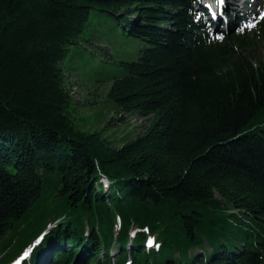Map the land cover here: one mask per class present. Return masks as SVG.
<instances>
[{
    "label": "trees",
    "instance_id": "16d2710c",
    "mask_svg": "<svg viewBox=\"0 0 264 264\" xmlns=\"http://www.w3.org/2000/svg\"><path fill=\"white\" fill-rule=\"evenodd\" d=\"M198 2L0 0V264H264V62ZM104 36L138 60L95 57ZM67 68L148 129L85 131Z\"/></svg>",
    "mask_w": 264,
    "mask_h": 264
},
{
    "label": "rangeland",
    "instance_id": "374dc122",
    "mask_svg": "<svg viewBox=\"0 0 264 264\" xmlns=\"http://www.w3.org/2000/svg\"><path fill=\"white\" fill-rule=\"evenodd\" d=\"M245 1L249 3L250 8L243 7L244 9H241L239 14L242 15L243 19L250 20L249 23L245 21L242 26L236 25L235 28H232V24H228L227 21L224 22V25L222 22L216 23L214 31L216 35L222 36L223 33H232L241 29V27L251 30L249 38L253 42H246L244 49H240L239 51L248 57L253 64L257 65L260 62H264V35L260 31L252 30L253 28L250 29V27L264 15V3L258 0ZM244 11H246L247 15ZM226 23L228 26H226ZM106 33L104 32L105 35ZM109 40V37L104 36L101 42L93 43L91 53L95 57H99L100 60H105L112 53L118 56L120 60L129 62L138 60L141 43L130 39L119 38L118 40H114L112 44ZM80 76L83 75L80 74ZM66 77H68L66 87L78 104V109L75 112L76 123L85 131H99L111 144L118 147V143L120 144L123 141L135 139L148 129L152 120L151 118H143L137 115H123L120 117L115 112L105 113L102 119L99 117L100 108L98 107L105 101L104 98L110 84H87L75 71L69 68L66 70ZM96 101H99V105L95 110L89 105H93ZM148 251L150 252L149 249ZM207 251L211 252V249L207 247ZM117 252L118 246H114L113 256H116ZM192 254L195 255L198 252L193 251Z\"/></svg>",
    "mask_w": 264,
    "mask_h": 264
},
{
    "label": "snow or ice",
    "instance_id": "6c2138e0",
    "mask_svg": "<svg viewBox=\"0 0 264 264\" xmlns=\"http://www.w3.org/2000/svg\"><path fill=\"white\" fill-rule=\"evenodd\" d=\"M221 3H223V0H221ZM219 39H223V37L221 36V37H218ZM144 231H147V229H144ZM150 245L153 243V241L152 240H149V242H148ZM156 247H159V245H156ZM25 255H27V253H25Z\"/></svg>",
    "mask_w": 264,
    "mask_h": 264
},
{
    "label": "bare ground",
    "instance_id": "6f19581e",
    "mask_svg": "<svg viewBox=\"0 0 264 264\" xmlns=\"http://www.w3.org/2000/svg\"><path fill=\"white\" fill-rule=\"evenodd\" d=\"M241 3H242V2L240 1V3H238V4H237V5H238V7H241V5H240Z\"/></svg>",
    "mask_w": 264,
    "mask_h": 264
}]
</instances>
